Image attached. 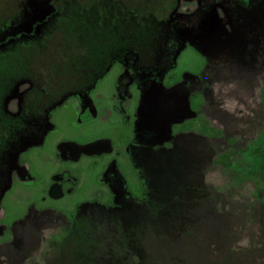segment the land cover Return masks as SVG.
<instances>
[{"label":"rangeland","instance_id":"374dc122","mask_svg":"<svg viewBox=\"0 0 264 264\" xmlns=\"http://www.w3.org/2000/svg\"><path fill=\"white\" fill-rule=\"evenodd\" d=\"M13 1L0 0L6 24ZM134 1L141 14L145 0ZM200 1L177 0L172 20L191 22L180 30L186 40L174 64L156 80L150 69L166 63L168 38L135 35L128 12L112 13V35L94 32L97 45L132 27L128 72L112 62L87 98L79 100L78 89L97 72L54 66L62 53L58 36L51 39L55 25L12 51L11 62L0 59V98L13 81L6 103L17 117L34 95L48 101L38 96L43 84L58 94L77 89L53 105L46 119L53 127L38 143H20L23 172L13 173L0 199V264H264V25L236 31L220 20L219 7L215 18L197 13ZM154 2L160 16L173 9L172 0ZM26 60L33 71L19 73ZM10 130L8 121L0 124V145ZM97 141L110 146L75 160L70 144ZM13 150L19 153L16 143Z\"/></svg>","mask_w":264,"mask_h":264},{"label":"flooded vegetation","instance_id":"af4514ba","mask_svg":"<svg viewBox=\"0 0 264 264\" xmlns=\"http://www.w3.org/2000/svg\"><path fill=\"white\" fill-rule=\"evenodd\" d=\"M104 3V6H94L95 4H101V2ZM92 0L93 6H85L81 2L80 4L77 2V0H14V6L13 11L11 10L10 15V22L6 24V21H0V59L9 57H13V53H11L14 50H17L18 47H28L33 43H37L42 36L44 35L45 31L48 30L49 26H57V29L55 32L51 30V39L55 37V35L58 36L59 40V49L61 50V58H63L64 49H65V42L70 41V38L66 36L67 31L70 32H76L78 33V38H81V32H88V26L90 25L89 29L93 32V40H95L94 32L96 36H102L103 32H106L105 35H112L113 29L111 27H108L110 22V18L112 13L116 12L118 15L120 13L126 12L124 8L122 7V4L126 0H105L104 2L102 0ZM247 2H250V0H246ZM173 6L172 11L165 16V20L168 22L167 26L171 28L174 32L177 33V38L174 40V44H176V48L173 54V60L178 51L182 46H184V38L181 37V28L186 29L187 25L190 24V17H178L175 21L172 20L171 14L174 12L175 7H177V0H172ZM199 9L197 10V13L201 12H208L210 17L215 18V15L218 11L216 7H219V10L222 14V18L220 19L222 22H225L226 24H231L235 27L236 31H239L240 29H244L247 26L251 25L252 27L255 26V28L260 29V26L264 25V15L261 12V6L259 5L254 6L252 10L246 11V13L243 15V18H238V15H236L235 9L238 8V2L237 0H201L200 1ZM79 4V6H77ZM93 7L96 9L97 14L94 16L92 13V10L90 9ZM92 8V9H93ZM101 11V12H100ZM88 12H91L88 14ZM128 14V13H127ZM117 15V16H118ZM113 16V15H112ZM249 17V18H248ZM235 18H238V21H235ZM139 21H142V16L139 15ZM240 19V20H239ZM87 25V27H83V24ZM220 23V22H219ZM221 24V23H220ZM76 39V38H75ZM45 41V40H44ZM47 42V41H45ZM126 43L124 45V48L117 49L114 48L113 45ZM105 44L108 46L106 58L108 59L109 56H112L113 52L117 51L116 54L113 56V59H115V62L120 63L121 66L125 67V72L127 71V64H126V58L124 56V52L126 51L127 40L125 38L119 39L115 42L113 40L111 41H105ZM247 46V45H246ZM241 48V47H240ZM167 50V49H166ZM141 51V50H140ZM60 58V59H61ZM163 58L158 57L156 61H161ZM9 61V60H8ZM7 61V62H8ZM12 59H10V62ZM18 60H16L17 62ZM31 62V61H30ZM29 60H26L25 63L21 65V69L18 68L19 73H28L30 74L33 70L31 69V64L29 63ZM15 64V62H14ZM17 66V65H16ZM165 66V67H164ZM137 71H143V66L136 65ZM170 66L162 65L159 68H152L150 69L156 79L161 77L165 70L169 68ZM21 70V71H20ZM140 74V73H138ZM128 76V75H126ZM6 77V76H5ZM1 79L2 82L4 78ZM127 80L125 81V79ZM124 78L119 83V92L122 99H125L127 92H128V78ZM132 77H130L131 79ZM13 81L9 82V85L6 83L3 85L4 88V95L0 98V124L4 122H9L12 134L5 137H11L10 140L6 141L5 139L1 141L0 145V197L2 196V193L7 191V193L12 184V176L13 173L18 171V173H22V166L18 164L19 160L17 161V157L20 154L21 146L20 143L23 145L25 142H28L26 138H36L37 143L42 139L43 134L45 132L44 129H39L36 134L34 132H31L27 134L26 136H22L20 138V143L17 144L19 146V153L16 154V150L12 151L11 153V146L14 147V144L16 143V124H22L26 125H45L48 121H46L49 113L46 114L45 118L42 119V121H36L32 120L31 118L24 116L23 114H19L20 116L17 117V115H14L13 113H10V110L8 108V103H6V99L9 98L12 95V88ZM94 86L88 87L85 90L78 91L80 93L79 100L85 96V98L88 97V94L93 90ZM68 97V96H66ZM85 108L84 112L93 113L92 105L90 103L85 102ZM27 117V118H26ZM50 123V128L53 127V125ZM48 129V128H47ZM26 139V140H25ZM35 140V139H34ZM30 142V140H29ZM110 148V147H109ZM112 148V147H111ZM107 148H104L106 150ZM110 150V149H109ZM112 151V150H111ZM110 151V152H111ZM97 155V154H95ZM5 195V194H4ZM4 197V196H3Z\"/></svg>","mask_w":264,"mask_h":264},{"label":"trees","instance_id":"16d2710c","mask_svg":"<svg viewBox=\"0 0 264 264\" xmlns=\"http://www.w3.org/2000/svg\"><path fill=\"white\" fill-rule=\"evenodd\" d=\"M103 2L105 0H102ZM155 0H145L143 3V10L140 13H138L137 9L133 8L131 5L135 4L134 0H126L123 4L122 7L126 12H128V15L131 17H134L135 23H136V29H134L135 35L141 36L144 35L146 39L150 38L151 40H157L159 41V38H168L166 41V51H167V59L166 63L164 65L166 66H172L174 64L173 54L176 48V44H174V40L177 38V33L176 31L174 32L170 28V33L168 35L167 29V21L165 20L164 16H160L161 14H165L164 11H157L156 9L158 8V5L154 2ZM262 0H250V2L244 1L243 0H237L238 2V8L235 9L236 15H238V18H243V15L246 13L248 10H252L254 6L259 5V3ZM101 2V1H100ZM165 3V1H163ZM101 6H104V3L101 2ZM254 5V6H253ZM160 6V5H159ZM163 6V4H162ZM139 15L142 16V21H139ZM159 15V16H158ZM238 18H235V21H238ZM249 18V17H248ZM240 20V19H239ZM129 22V16L128 20ZM132 30V27H129ZM127 29H123L121 32V39L125 38L127 40V45H129L128 48L134 49L135 45L132 40V33H130ZM114 32V31H113ZM106 32H103L102 37L104 36ZM66 36L70 38V41L65 42V51L63 54V58H61L58 62L54 61V66L57 68L61 65V63L65 64V69H70V67L74 70H82V71H88V69H95L97 72V75L89 82L87 85H84L83 88H79L78 91L80 90H85L88 87L95 86L97 81H99L102 76L107 72V69L109 66L112 64V62L115 61L113 59V56L116 54L117 51L113 52L112 56H109V58H106V53L108 46L105 44V41L99 42V44H95L93 40V32L91 29L88 28V32H81V38H78V33L70 32L67 31ZM101 37V38H102ZM76 38V39H75ZM155 43V46L159 47L161 46V43L158 42H153ZM126 43L120 44H114L113 47L117 49H122L124 48V45ZM129 49V50H130ZM156 54H154L155 56ZM53 66V68H54ZM56 74V73H55ZM69 74V73H68ZM68 74L65 73L66 76L64 78H61L62 84L64 87L68 84H70V78L68 77ZM60 76V75H59ZM50 80H52V76L50 77ZM68 80V82H67ZM71 83H76V81H72ZM50 84V83H49ZM40 86V84H38ZM52 86H45L43 84V94H40L38 96H46L48 101L44 103L45 101H41L36 98V95H34V98L28 103L27 108L24 110V113L22 116H27L31 118L32 120L36 121H42V119L45 118L47 113H50L53 105L60 101L63 97L70 96L74 92H76L77 89L74 90V92L67 91V92H61L58 94V92L53 93L52 92ZM58 97V98H57ZM56 98V99H55ZM42 99V98H40ZM41 101V102H40ZM45 104V105H44ZM43 105V106H42ZM50 115V114H49ZM26 117V118H27ZM50 123H45V125L41 126L33 124V125H22L17 123L16 124V144L20 143V138L22 136H26L27 134L39 130V129H47L49 128ZM1 199V197H0Z\"/></svg>","mask_w":264,"mask_h":264},{"label":"water","instance_id":"95a60500","mask_svg":"<svg viewBox=\"0 0 264 264\" xmlns=\"http://www.w3.org/2000/svg\"><path fill=\"white\" fill-rule=\"evenodd\" d=\"M70 146L75 147L77 153V158L75 160H78L81 154H85V155L101 154L105 152L104 147L110 146V144L108 141H97L85 146H77L74 144H70ZM52 195L54 196L53 193Z\"/></svg>","mask_w":264,"mask_h":264}]
</instances>
